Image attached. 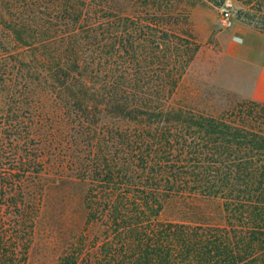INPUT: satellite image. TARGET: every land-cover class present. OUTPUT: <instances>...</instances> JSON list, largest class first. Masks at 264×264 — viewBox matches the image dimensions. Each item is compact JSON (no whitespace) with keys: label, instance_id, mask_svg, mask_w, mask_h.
<instances>
[{"label":"trees","instance_id":"1","mask_svg":"<svg viewBox=\"0 0 264 264\" xmlns=\"http://www.w3.org/2000/svg\"><path fill=\"white\" fill-rule=\"evenodd\" d=\"M170 10L0 0V264L26 259L42 193L24 181L44 174L45 122L61 126L89 184L87 226L62 264H264V104L241 101L226 118L170 102L178 70L159 46L193 38ZM199 196L216 202L204 218L160 216L172 198Z\"/></svg>","mask_w":264,"mask_h":264},{"label":"rangeland","instance_id":"2","mask_svg":"<svg viewBox=\"0 0 264 264\" xmlns=\"http://www.w3.org/2000/svg\"><path fill=\"white\" fill-rule=\"evenodd\" d=\"M162 1L171 4L172 19L189 29L193 37L186 46L172 41L159 46L160 54L171 55L178 70L177 87L170 102L226 118H231L229 114L241 101L254 99L264 104V96L261 99L248 96L251 89L259 86L264 74V0H251L253 7L247 0ZM224 7L232 13L231 24L226 27L218 23ZM138 8L143 9V4ZM142 32L146 40L140 47L149 51L153 43L147 38L153 39L155 31L144 28ZM150 54L146 63L152 58ZM61 130L57 123L41 125L39 147L46 160L44 174L34 173L24 181L31 190L42 194L36 211L32 208L30 240L23 264H62V256L87 226L84 195L89 184L70 168L67 160L75 150ZM33 166L40 170L39 166ZM215 208V201L201 196L174 197L165 204L160 216L194 220L204 218L208 210ZM98 227L88 226L90 238Z\"/></svg>","mask_w":264,"mask_h":264},{"label":"built area","instance_id":"3","mask_svg":"<svg viewBox=\"0 0 264 264\" xmlns=\"http://www.w3.org/2000/svg\"><path fill=\"white\" fill-rule=\"evenodd\" d=\"M231 10L228 7H224L219 15L218 23L222 27L229 26L231 24Z\"/></svg>","mask_w":264,"mask_h":264},{"label":"crops","instance_id":"4","mask_svg":"<svg viewBox=\"0 0 264 264\" xmlns=\"http://www.w3.org/2000/svg\"><path fill=\"white\" fill-rule=\"evenodd\" d=\"M264 74L260 78L259 86L255 87L254 89H251L248 92V96L255 99H261L264 96Z\"/></svg>","mask_w":264,"mask_h":264}]
</instances>
